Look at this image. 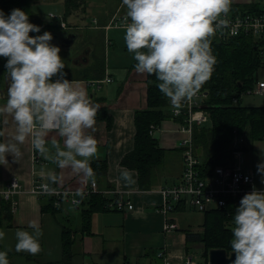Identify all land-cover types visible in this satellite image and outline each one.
Wrapping results in <instances>:
<instances>
[{"label":"clouds","instance_id":"1","mask_svg":"<svg viewBox=\"0 0 264 264\" xmlns=\"http://www.w3.org/2000/svg\"><path fill=\"white\" fill-rule=\"evenodd\" d=\"M233 0H122L124 44L135 61L136 73L154 75L156 87L173 108L180 109L200 93L217 63L212 42L217 33L224 35L231 26L229 15ZM256 28L264 27L259 20ZM29 22L22 9L9 14L0 10V58L6 61V103L0 113L9 115L15 130L7 142H0V163L8 157H22L20 145L30 140L32 149L45 159L83 177L82 182L95 181L91 161L98 155V141L87 130H94L98 106L88 98L83 87L66 79L61 49L52 44L53 36ZM232 35L238 34L234 29ZM55 133L61 145L46 138ZM54 149V152L51 150ZM51 153V154H50ZM257 175L264 184V159L256 165ZM133 170L123 168L119 180L125 186L135 183ZM49 183L33 188L32 195H54L52 187L58 180L49 172ZM17 187L14 183L12 188ZM77 196L83 198L81 191ZM74 204L78 201L73 200ZM32 232L17 230V252L37 255L43 235L38 224H29ZM232 239L234 254L226 259L231 264H264V190L253 185L235 208ZM5 233L0 231V240ZM7 251H0V264H9Z\"/></svg>","mask_w":264,"mask_h":264},{"label":"crops","instance_id":"2","mask_svg":"<svg viewBox=\"0 0 264 264\" xmlns=\"http://www.w3.org/2000/svg\"><path fill=\"white\" fill-rule=\"evenodd\" d=\"M121 1L114 12L106 15V18L100 21L93 19L94 24L104 30L107 47L111 46L115 40L108 36L110 31L124 30L123 24L117 21L118 17L125 16L126 13V8L122 7ZM263 4L264 0H233L230 15L257 12ZM249 6L252 10L247 9ZM71 16L74 19L69 20L68 17ZM49 17L54 16L50 14ZM77 18L78 16L75 14H70L64 21H61V31L50 33L81 28L82 25L78 23ZM74 33L76 34V32ZM119 40L124 43L121 36ZM86 56L88 55L86 54ZM75 59H77L76 56ZM103 59L105 76L111 79L110 82L93 86L89 85L86 80L69 81L76 82L86 90L88 98L98 106V112L105 111L112 118L110 129L106 128L104 121L96 120L94 130H87L98 141V155L93 158L91 164L97 160H106L107 167L104 177L99 181L96 179L94 181L100 189L112 191L109 195L102 196L104 202L121 198L130 202L133 207L124 210L101 209L93 212L87 230L75 235L72 258L68 262H62L61 225L51 213L40 211V199L42 198L30 195L25 190H28L36 181L49 183V172L54 173L58 178L57 182L52 185L54 188L61 187L70 191H81L91 181L82 182V176L73 173L70 168L57 167L45 157L42 162L33 163L30 140H26L23 145H20L22 152L20 159L14 160L9 156L7 164L0 163V191L12 178L17 179L22 188L21 193L14 195L16 206L13 211L10 209L11 202L4 200L0 195V204L4 201L10 210V218H7L8 220L6 217L2 218L3 223L0 231L5 233V237L0 240L1 251H7L9 264H157L161 262L158 257L159 252L163 253V258L166 260L163 262L166 264H185V260L189 256L192 257L194 264H207L203 246L195 240L203 232L205 211H198L191 207L187 197H184L183 201L177 202L166 213L159 210L164 201L160 189L177 183L184 165L180 143L186 135L178 129L179 121L170 114V102L168 101L166 107V112L170 117L162 120L154 130L152 137L164 150L163 159L167 154L179 153L180 156L176 162L177 171L167 173L166 176L162 174L159 178L152 171L150 181L142 186L139 183L137 172L122 166L120 162L123 156L133 148L134 112L146 108L147 74L135 72L133 67L135 61L127 49L121 50L113 60L112 58L109 60L108 57ZM88 63H90L89 60L86 63H72L69 66L79 68L88 65ZM260 68L264 67L260 65ZM255 78L256 82L262 80L257 78V73ZM103 84H109V87H102ZM245 94L253 95L254 93L246 91L241 96ZM0 100V107H2L6 103V99ZM243 106L261 107L264 106V101L255 100L252 104ZM204 112L207 117L205 127L209 125L210 119L205 110ZM1 119V142H7L14 133L15 124L6 113H1ZM238 138L242 139L241 143L235 147L238 154L233 155L232 152L235 149L232 148L231 143L232 156L230 162L225 166L232 162H240L244 170L252 173L253 185L260 188L261 177L257 175L256 165L264 159V140L250 142L244 135L237 134L233 141ZM52 139H56L63 145V140L60 137L55 133H50L46 138L48 141L46 146L50 149ZM51 151L54 152V149ZM123 168L133 170L134 184L125 186L124 182L118 179ZM169 179L172 180L168 181ZM87 198H83L77 207L72 206L79 211V216V208L85 207L83 203L87 201ZM62 202L60 207L55 208L61 214H68V207L71 205L66 200ZM33 221L38 224L43 233L39 238L41 251L37 255L17 252L15 250L16 231L32 232L33 229L29 227V224ZM166 223H174L176 228L167 231ZM225 225L228 227L229 223L226 222ZM78 227H80V220L75 228L78 229ZM187 233H191L189 238L186 236Z\"/></svg>","mask_w":264,"mask_h":264},{"label":"trees","instance_id":"3","mask_svg":"<svg viewBox=\"0 0 264 264\" xmlns=\"http://www.w3.org/2000/svg\"><path fill=\"white\" fill-rule=\"evenodd\" d=\"M33 1L35 0H0V10L6 15L12 9L24 10L29 16V22L41 27L40 33H30V35H40L44 31H61V21L72 14L81 2V0H64L63 15L44 20L40 14L34 13L31 9ZM247 9L252 10L250 6ZM212 49L217 63L210 80L201 89L207 94L202 103L206 106L203 109L208 114L210 122L208 126L194 128L192 131L193 151L199 161L197 167L202 173H208L216 166L230 162L232 156L230 145L235 135H244L250 142L264 140V106L246 107L240 102L241 94L254 87L256 73L260 68L255 41L244 35L225 41L213 39ZM5 62L4 58H0V89L5 86ZM64 72L68 80L102 79L106 73L104 59L94 57L88 65L79 68L64 64ZM156 83L154 75H147L146 108L134 112L133 148L123 156L120 162L122 166L137 172L139 183L142 186L150 181L153 169L162 162L164 156V150L149 134L150 126H159L162 120L170 117L166 112L169 100L158 90ZM234 98L236 102H233ZM174 119L181 121L183 116L179 115ZM96 120L104 121L107 129L112 126V118L105 111L98 112ZM1 123L0 113V142ZM90 166L95 172L97 181L104 177L107 167L105 159L97 160ZM40 200V211L51 213L57 220L56 215L60 211L53 206L52 198ZM83 204L85 207L79 208L80 227L78 229L69 225H61L62 262H68L72 258L75 235L87 230L93 212L104 209V198L100 195H92ZM235 208V204L230 200L224 208L205 211L203 232L195 238L203 246L205 261H207V252L211 248L232 251L229 243L232 239V232L225 223L233 224ZM9 211L8 204L2 201L0 228L3 223L2 218H10ZM186 236L189 238L191 233H187Z\"/></svg>","mask_w":264,"mask_h":264},{"label":"built area","instance_id":"4","mask_svg":"<svg viewBox=\"0 0 264 264\" xmlns=\"http://www.w3.org/2000/svg\"><path fill=\"white\" fill-rule=\"evenodd\" d=\"M124 16L118 17L117 21L120 24L124 23ZM231 21V26L225 31L224 35L217 33L214 38L217 41H225L229 38L236 37L239 35H244L246 37H251L256 43V49L258 51V59L261 67H264V27L256 28L253 24L254 21L259 20L261 25H264V4L260 10L257 12H244L235 15H229ZM235 30L238 34L232 35L231 31ZM111 79L105 76L98 80H89L87 83L89 85L98 86L103 82H110ZM247 93L263 94L264 93V81H257L251 90ZM206 96L205 92L200 91L196 97L190 101H185L180 109H175L170 103V114L173 117L179 115L183 116V119L178 122V129L181 130L186 136L182 139L180 146L182 148L183 155V170L181 176L177 183L172 186L162 187L160 192L163 196V204L160 211L166 213L170 211L173 206L179 202L183 201L184 197H187L188 202L191 207L198 211H207L210 209H221L227 206L228 201L232 200L235 207L239 206V201L245 193L251 192L253 187V175L251 172L244 170L240 162H232L230 165L216 166L213 170L208 173H202L197 167L199 161L194 155L192 146V130L194 127H203L206 124V114L202 108L203 98ZM234 102L236 99H233ZM170 102V101H169ZM157 126L151 125L149 129V134L152 136L154 130ZM242 139L238 138L232 142V148L235 149ZM232 151V150H231ZM233 155L238 154V150L232 152ZM43 155L35 152L31 147V160L33 163L42 162ZM17 187L12 188L13 184ZM45 182L36 181L34 182L28 190L27 193L32 195L33 188H39V186ZM262 184V183H261ZM258 190H264V184ZM56 194L54 195H39L36 197L52 198L53 206L60 207L62 201L66 200L71 206H78L81 200L87 198L91 195H109L112 191L100 189L96 182H89L86 184L81 192L83 193V198L76 195L77 191H70L61 187H56ZM22 188L18 183L17 179L12 178L5 185V188L0 191V195L4 200L11 202V211L15 209L16 202H14V195L21 193ZM73 200L78 201L77 204L73 203ZM133 205L119 198L117 200L110 199L104 202L103 208L106 210H124L131 209ZM176 228L174 223H166L165 229L167 231ZM158 257L160 258L157 264H166L163 262L165 260L163 253L159 252ZM166 261V260H165ZM185 264H194L192 257L189 256L185 260ZM208 264V262H207Z\"/></svg>","mask_w":264,"mask_h":264},{"label":"rangeland","instance_id":"5","mask_svg":"<svg viewBox=\"0 0 264 264\" xmlns=\"http://www.w3.org/2000/svg\"><path fill=\"white\" fill-rule=\"evenodd\" d=\"M120 1L121 0H81L79 6L74 10L75 12L72 13L78 16L77 21L82 25L79 29H72V32H76L77 35L74 43L69 47L56 45L61 49L59 55L64 64L71 65L74 63L75 56L86 49H90L87 54L88 56H86V59L90 62H92L94 57L98 59L108 57L109 60H111V58L113 60L115 55L120 53L121 50L126 49L125 44L121 43V40H119L120 36L123 39L124 30H111L108 36L113 37L115 40L111 46L107 47L104 30L97 27L93 22V19L100 21L106 18V15L112 14ZM63 2L64 0H35L32 2L31 9L34 13L40 14L44 20H49L51 18L49 17L50 14L54 17H61L63 15ZM68 19L71 20L74 19V17L71 16L68 17ZM257 78L264 80V68L258 69ZM102 87H109V84H103ZM255 100L264 101V93L257 95L245 94L241 96L242 105L252 104ZM179 156V153L167 154L161 164L153 170L157 178L162 174L166 176L167 173L170 174L171 172L177 171L176 162ZM171 180L172 179H169L168 181ZM79 217V211L72 206L68 207V214L58 213V215H56L60 225H69L72 228H75L79 222ZM228 228H232L231 222H229Z\"/></svg>","mask_w":264,"mask_h":264},{"label":"water","instance_id":"6","mask_svg":"<svg viewBox=\"0 0 264 264\" xmlns=\"http://www.w3.org/2000/svg\"><path fill=\"white\" fill-rule=\"evenodd\" d=\"M53 36V40L51 41L52 44L67 47L72 45L76 38V34L72 31H63L59 33H51ZM89 49H86L83 51V56L81 61H78V59H75L74 63L82 64L86 63V54H88ZM206 94V92H205ZM0 95L6 96V80H5V87L4 89H0ZM202 108H206L205 105H202ZM231 256L234 260V254H232V251L227 252L225 249L220 248H211L207 252V261L208 264H231V260L226 259V257Z\"/></svg>","mask_w":264,"mask_h":264},{"label":"flooded vegetation","instance_id":"7","mask_svg":"<svg viewBox=\"0 0 264 264\" xmlns=\"http://www.w3.org/2000/svg\"><path fill=\"white\" fill-rule=\"evenodd\" d=\"M82 52H83V51H82ZM82 52H81L80 54H77V55H76L78 61H81V59H82V56H83V55H82Z\"/></svg>","mask_w":264,"mask_h":264}]
</instances>
